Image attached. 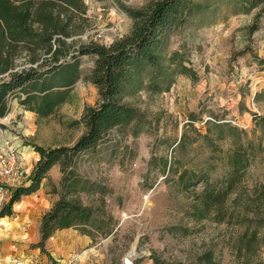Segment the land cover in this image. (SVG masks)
Segmentation results:
<instances>
[{
  "label": "rangeland",
  "instance_id": "374dc122",
  "mask_svg": "<svg viewBox=\"0 0 264 264\" xmlns=\"http://www.w3.org/2000/svg\"><path fill=\"white\" fill-rule=\"evenodd\" d=\"M156 1L86 0V12L72 11L70 34L61 36L72 50L62 60L70 61L73 54L79 53L77 50L91 42L110 44L127 36L135 22L129 10H143ZM253 16L221 9L216 15H195L171 32L170 51L181 48L185 52V64L196 71L197 79L180 75L168 91L152 93L143 89L130 94L127 101L144 110L153 124L137 136L129 130L115 129L97 153L85 157L80 165L78 162L77 170L90 180L78 195L96 209L93 224L100 234L89 246L75 252L63 251L61 263L156 264L157 258L160 264H195L199 254L212 249L219 264H264V244L255 254L239 246L246 225L229 219L219 222L215 217L197 220L193 216L195 192L202 191L205 182L183 189L178 175L165 167L168 160L177 170H208L217 162V171L210 173L212 181L229 172L221 160L233 143L230 138L218 141L213 126L209 135L219 147L215 153L212 142L202 136L208 133V121L229 122L248 130L251 137L256 129V136L264 139V126H257L253 119L255 113L264 116V21L260 30L249 35L247 27ZM35 54L39 56L37 62H33L29 50L15 55L12 71L40 69L51 59L42 50ZM91 58L80 56L81 67L88 68ZM7 75L0 72V80ZM98 99V89L85 76L73 85L67 101L49 116L21 118L13 96L10 104L14 117L0 124V129L8 130L15 140H23L19 122L36 124L35 136L40 141L72 143L85 127L70 122L80 118L87 105H96ZM185 131L188 142H195L178 149L177 142ZM260 183H264V144L244 181L236 186L242 191L238 211L251 216L258 212L264 217V207L251 205L252 209H245ZM228 214L231 216V212ZM7 225L3 234L16 226Z\"/></svg>",
  "mask_w": 264,
  "mask_h": 264
},
{
  "label": "trees",
  "instance_id": "16d2710c",
  "mask_svg": "<svg viewBox=\"0 0 264 264\" xmlns=\"http://www.w3.org/2000/svg\"><path fill=\"white\" fill-rule=\"evenodd\" d=\"M86 9V0H0V72L8 74L0 80V118L9 114L13 96L19 106L45 117L67 101L68 93L81 76L98 89L97 104L87 105L82 116L69 124L85 127L77 141L72 145L49 147L32 143L41 158L24 183L10 187V199L0 208V217L12 216L14 204L22 196L37 192L52 167L60 164L61 195L43 215L41 239L35 244L45 253L46 241L57 230L76 228L91 234L87 227L95 226L96 209L85 204L78 195L90 183L77 170L79 159L97 153L115 129L129 130L137 136L153 124L149 115L128 102L127 97L143 89L152 93L168 91L180 75L197 79L196 71L185 64V52L181 48L170 51L171 32L192 21L195 15H216L221 9L229 14L254 13L253 22L247 27L249 35L260 30L264 21V0H158L143 10H129L135 22L127 36L110 44L91 42L77 50L79 53L73 54L70 61H64L62 59L72 50L61 36L70 34L72 11L85 13ZM24 50L33 52V62L38 61L35 53L39 50L51 59L40 69L12 71L13 57ZM84 55L92 56L86 69L81 67L80 61V56ZM253 119L257 126H264L263 115L255 113ZM213 126L217 129L218 141L230 138L233 143L221 160L230 169L224 177L215 181L210 178V173L217 171V162L208 170H177L168 160L165 167L178 175L183 189L205 182L203 190L195 192L193 216L197 220L215 217L219 222L229 219L232 223L246 225L239 246L255 254L264 244V217L259 216L255 208L256 216L238 211L242 191L236 186L244 181L248 168L263 151L264 139L262 135L256 136V129L251 137L248 130L229 122L208 121V133L201 135L212 142L215 153L219 147L209 135ZM194 142H188L185 131L177 148ZM253 196L245 208L247 211L252 209L251 205L264 207V183L257 185ZM155 263L160 264L159 259L155 258ZM195 264H219V261L215 252L207 249L196 257Z\"/></svg>",
  "mask_w": 264,
  "mask_h": 264
},
{
  "label": "crops",
  "instance_id": "0c3cea01",
  "mask_svg": "<svg viewBox=\"0 0 264 264\" xmlns=\"http://www.w3.org/2000/svg\"><path fill=\"white\" fill-rule=\"evenodd\" d=\"M14 108L17 109L18 114H21V118L36 117V119H38L42 117L35 111L19 106L18 103ZM11 111L13 112V105L9 112L12 116L10 117L8 114L6 117L0 118L1 125H5L7 119V121L11 122V119L14 117ZM82 114L83 112L80 113L81 116ZM75 119L79 118L75 117ZM19 126L21 130L24 131V138L23 140L16 141L24 153L25 165L30 173L41 158L40 153L35 150L32 143L35 142L46 147L72 145L81 136L80 135L72 143H61L60 140L56 142H44L40 141L35 136L36 124L28 126L23 122H19L18 127ZM0 130V136H11L8 130ZM85 157H88V155L82 156L78 165L83 162ZM62 178L63 172L61 165H54L49 172V176L42 181L41 187L37 192L22 196L21 200L14 204V214L12 216L0 217L5 223L6 229L8 227L7 224H16L14 231L8 230L4 234L2 232V234L0 233V264H64L61 263L64 260H61L60 257L63 251L70 250L75 252L84 246L93 244L95 240H98V234L100 233L98 232L99 229L95 226L87 227L92 231L91 234L76 228H66L57 230L54 236L46 241V253L43 252L40 247L35 246L41 239L43 215L53 206L54 202L60 198L61 191L59 185ZM9 199L10 196L6 201ZM1 206L2 204H0V208Z\"/></svg>",
  "mask_w": 264,
  "mask_h": 264
},
{
  "label": "built area",
  "instance_id": "2783aa9c",
  "mask_svg": "<svg viewBox=\"0 0 264 264\" xmlns=\"http://www.w3.org/2000/svg\"><path fill=\"white\" fill-rule=\"evenodd\" d=\"M25 171L24 153L15 138L0 136V204L7 199V195L9 196L10 187L20 185L28 179L30 172ZM3 227L0 221V233ZM132 263L127 261L126 264Z\"/></svg>",
  "mask_w": 264,
  "mask_h": 264
}]
</instances>
